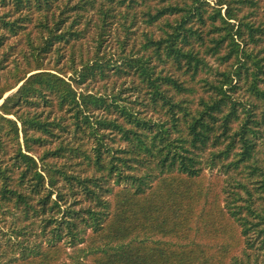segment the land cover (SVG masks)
Instances as JSON below:
<instances>
[{
	"label": "trees",
	"instance_id": "obj_1",
	"mask_svg": "<svg viewBox=\"0 0 264 264\" xmlns=\"http://www.w3.org/2000/svg\"><path fill=\"white\" fill-rule=\"evenodd\" d=\"M2 99L0 264H264V0H0Z\"/></svg>",
	"mask_w": 264,
	"mask_h": 264
},
{
	"label": "rangeland",
	"instance_id": "obj_2",
	"mask_svg": "<svg viewBox=\"0 0 264 264\" xmlns=\"http://www.w3.org/2000/svg\"><path fill=\"white\" fill-rule=\"evenodd\" d=\"M65 46H67V45H64V46L61 47V50H62V51H64V48H66ZM66 51H67V50H66ZM62 60H63V61L66 60V57H63ZM67 76H68V75H67ZM15 90H16V88H14L12 91L6 93L5 96H7L8 94L14 92ZM5 96H4V97H5ZM2 101H3V99L0 100V104L2 103ZM212 173H213V172H208L209 175H212Z\"/></svg>",
	"mask_w": 264,
	"mask_h": 264
}]
</instances>
